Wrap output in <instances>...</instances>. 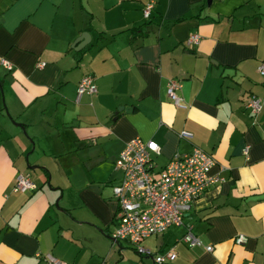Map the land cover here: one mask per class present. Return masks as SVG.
Instances as JSON below:
<instances>
[{
  "label": "crops",
  "instance_id": "0c3cea01",
  "mask_svg": "<svg viewBox=\"0 0 264 264\" xmlns=\"http://www.w3.org/2000/svg\"><path fill=\"white\" fill-rule=\"evenodd\" d=\"M82 33L91 41L76 51ZM1 58L12 69L0 65V264H48L37 253L156 264L109 237L114 162L133 137L160 145L158 167L197 146L224 178L144 248L173 250L163 264H264V106H246L264 96V0H0ZM86 75L97 92L77 101ZM170 79L185 107L167 96ZM19 172L33 190H13ZM186 227L213 250L183 242Z\"/></svg>",
  "mask_w": 264,
  "mask_h": 264
},
{
  "label": "built area",
  "instance_id": "2783aa9c",
  "mask_svg": "<svg viewBox=\"0 0 264 264\" xmlns=\"http://www.w3.org/2000/svg\"><path fill=\"white\" fill-rule=\"evenodd\" d=\"M152 3L145 6L143 17L149 18ZM198 35L188 38V45H196ZM0 65L7 70L12 64L4 58ZM42 66V64H39ZM259 74L264 78V60L257 67ZM179 81L170 79L167 84V96L175 106L185 107L182 98L178 96ZM97 92L92 76L86 75L80 79L77 86L76 100L83 94ZM246 106L253 116H256L264 106V96L250 95ZM180 137H189V133L181 131ZM248 151V145L243 153ZM160 154V145L153 139L144 140L133 137L125 142L114 162V169L120 170L121 180L112 187V193L117 203L115 212L116 225L110 234L114 242L126 241L141 256L152 258L156 264L172 261L176 253L169 249L164 252L152 253L142 246V241L150 236L158 235L172 226H181L186 212L191 204L199 198L208 187L221 183L224 178L219 173H212L215 165L212 154L194 146L188 152H176L162 167H158L153 156ZM35 188L30 176L19 172L15 177L14 191L26 192ZM182 241L190 246L203 247L212 251L211 244H204L187 227L182 235ZM247 241L243 234L236 235L234 242L242 244ZM43 257L48 264H69L53 255L46 253Z\"/></svg>",
  "mask_w": 264,
  "mask_h": 264
},
{
  "label": "water",
  "instance_id": "95a60500",
  "mask_svg": "<svg viewBox=\"0 0 264 264\" xmlns=\"http://www.w3.org/2000/svg\"><path fill=\"white\" fill-rule=\"evenodd\" d=\"M90 41H91L90 35L88 33H82L79 37H77L74 40V42L71 45V48H73L76 51H79L83 49L85 46H87L90 43Z\"/></svg>",
  "mask_w": 264,
  "mask_h": 264
},
{
  "label": "rangeland",
  "instance_id": "374dc122",
  "mask_svg": "<svg viewBox=\"0 0 264 264\" xmlns=\"http://www.w3.org/2000/svg\"><path fill=\"white\" fill-rule=\"evenodd\" d=\"M185 218V217H184ZM187 228V227H186ZM186 231V230H185ZM184 234V233H183ZM182 234V235H183ZM149 241V242H148ZM123 242H126V241H123ZM147 243H156V238H155V236H153L152 238H150L149 240H147V241H144L143 242V245L145 244H147ZM133 255H135V256H137V254H136V252L131 248V246H129V248H127ZM145 262V264H152V262H151V259H147V260H145L144 261ZM141 264H143V263H141Z\"/></svg>",
  "mask_w": 264,
  "mask_h": 264
},
{
  "label": "trees",
  "instance_id": "16d2710c",
  "mask_svg": "<svg viewBox=\"0 0 264 264\" xmlns=\"http://www.w3.org/2000/svg\"><path fill=\"white\" fill-rule=\"evenodd\" d=\"M91 76V75H90Z\"/></svg>",
  "mask_w": 264,
  "mask_h": 264
}]
</instances>
